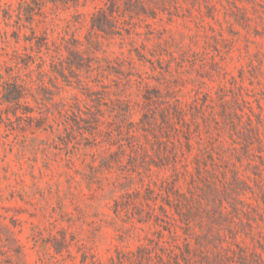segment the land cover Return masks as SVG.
<instances>
[{
	"label": "rangeland",
	"instance_id": "1",
	"mask_svg": "<svg viewBox=\"0 0 264 264\" xmlns=\"http://www.w3.org/2000/svg\"><path fill=\"white\" fill-rule=\"evenodd\" d=\"M84 3L46 2L28 16L20 0H0V88L18 74L32 90L26 110L0 100L2 264H43L44 258L48 264H84L83 256L85 264H109L118 249L146 242L155 226L133 217L132 201L120 212L115 202L144 182L152 184L158 203L165 201L162 179L171 170L153 165L149 171L147 162L159 146H171L173 121L192 171L183 173L182 189L193 208L196 200L205 209L203 218L193 216L194 233L206 232L201 220L215 222L224 264H264V0H138V14L131 18L125 11L123 18L131 34L100 36L99 50L85 52L91 68L56 79L53 55L65 59L72 38L82 50L90 46L91 17L104 0ZM43 36L50 49L39 52L35 40ZM42 57L46 73L38 66ZM42 80L51 93H44ZM177 98L188 127L176 117L164 119L173 116ZM119 99L130 102L132 114ZM59 102L68 110L59 112ZM144 114L150 119L146 129ZM187 133L192 151L185 146ZM216 207L224 217L211 221ZM61 234L69 252H55ZM196 235L192 247L212 256L215 247ZM17 243L22 260L7 250ZM199 261L193 255L192 263Z\"/></svg>",
	"mask_w": 264,
	"mask_h": 264
},
{
	"label": "trees",
	"instance_id": "2",
	"mask_svg": "<svg viewBox=\"0 0 264 264\" xmlns=\"http://www.w3.org/2000/svg\"><path fill=\"white\" fill-rule=\"evenodd\" d=\"M84 1V4H86L88 0ZM46 2L64 4L73 3L75 5H79L81 0H31L30 2L27 0H20V5L25 6L23 11L25 12V15L29 16L31 11L34 10V7L40 9ZM31 3H34V6H32ZM124 4L125 11H128V15L131 18L134 17V14H138V0H125ZM125 11H122L119 0H104V5L99 7L91 17V30L89 37L87 38L90 46H87L86 49L82 50L80 48L81 42L79 39L72 38L69 40L68 44L65 46L68 51V56L65 59H62L61 56L58 57L55 55L52 57L51 66L55 73V76L53 77L57 79L58 76H61L66 79L67 72L75 73L76 70L83 67L91 68L92 59H89V56L86 57L85 52L89 54L92 47H94L95 50H99L97 47L100 44V36L109 38L115 35H123V30H125L128 34H131L132 28L127 27L125 25L126 19H123L126 16ZM19 17L21 18V13ZM35 44L37 45L39 52L42 50L43 46L50 49L47 36L37 38V40H35ZM45 62L46 59L42 57V61L38 65L42 73L47 72L44 67ZM19 63L27 64V62H24L23 60L19 61ZM53 85L59 89V86L56 84ZM1 87V101L9 103L16 111L18 109L26 110L29 107L27 97L32 90L30 82H28L25 78H22L18 74L13 75L9 79L4 80ZM41 87L44 93H51L48 91V87L43 80L41 82ZM51 95L55 94L52 93ZM95 101H99V99ZM119 101L125 105L124 111L127 115L132 114L130 102L125 99H119ZM58 104L59 112L68 110L65 103L59 102ZM171 114L173 116H165L164 119H167L166 121H170L176 117L178 119V123L181 122L182 127H188L189 122L187 120V114L183 108L182 102L178 98L172 105ZM235 115H237L238 118L242 116L238 115L237 112ZM249 120V124H251V118H249ZM99 121L100 119L97 118L96 125L90 127L97 129ZM193 121L196 122L195 119ZM75 122L78 123L76 120ZM142 122L143 129H146L145 123L150 122L147 114H144ZM232 124L236 125L235 122H232ZM169 125H171V128L177 132L175 139L172 138L171 146L167 144L159 146L154 151L156 155L155 158L151 157V162H147V169L149 171H152L151 167L153 165L158 169L168 168L171 170V177H166L165 180L162 179L163 183H165L164 186H162V189L166 190L167 193L165 201L158 203L157 199L154 198L153 195L155 193L154 187L150 182H144L135 190L128 192L126 195H122L120 199H117L114 207L115 212H120L122 207L125 208L128 202L132 201L136 204L133 217H135L140 223H147L155 226L153 236L148 237L146 242L137 245L134 250L118 249L116 251V255L111 257L109 264H193V255L201 256V259L206 264H218L220 262H223L224 264V259L221 254L222 251L218 248L215 241L216 237L219 235V232L214 231L215 222L213 223L201 220L202 225L204 223L207 227L206 232L204 234L201 233L196 235L193 231L195 227L193 216H197L199 219L203 218V211L205 209L198 206L196 204V200L194 201L196 206L193 208V200L190 199V197H188L182 189L181 178L183 173L191 174L192 171L188 168V164L184 161V150L179 148L182 144L181 137L178 135L180 128L176 126L174 121ZM85 129L92 131V129L89 128ZM188 131L190 132L189 129ZM198 143L200 145L199 150L202 152V154L199 155V157H201L205 154V147H203V145L201 147V140H199ZM185 146L188 151H192L193 142L191 134L189 135V133L186 135ZM133 149L134 154L137 155L135 148ZM144 151L145 153H148V150L144 149ZM207 156L212 160L213 152L207 151ZM205 166L207 167V162ZM201 169H204V167L202 166L201 158H198L197 172L200 173ZM238 178L239 177L237 176L236 179ZM199 203L201 202L199 201ZM222 217H224V211L222 208H219L218 210V207H216L213 214L209 216L211 221H218L219 219H222ZM205 226H200L202 231L205 230ZM179 229H181L182 233ZM8 231L9 238L16 243L17 239L14 236V231ZM193 235H196L198 239L200 238L204 241L203 243L207 242L215 247V251L212 256H208L207 254L200 255L199 253L201 248L192 247ZM199 243L200 242L197 241L198 245ZM69 244L67 236L65 234H61V238L56 240L53 246L56 253H61L64 249H67L69 252ZM7 248L10 252L15 251L16 255L19 257L18 259L22 260L24 258V251L20 243H17L14 246H9L7 244ZM42 261L43 264H48L47 258H44ZM81 262L84 264L87 263V257L83 256ZM203 262L199 261L198 264H202ZM2 263L3 260L0 258V264ZM24 263L26 264V262ZM91 264H95V260H92ZM242 264H247V262H242Z\"/></svg>",
	"mask_w": 264,
	"mask_h": 264
}]
</instances>
